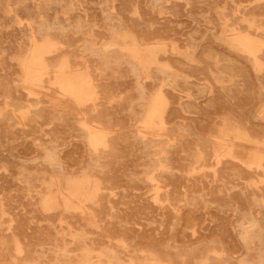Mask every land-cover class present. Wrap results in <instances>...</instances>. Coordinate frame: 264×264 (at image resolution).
Returning <instances> with one entry per match:
<instances>
[{
	"label": "rangeland",
	"instance_id": "rangeland-1",
	"mask_svg": "<svg viewBox=\"0 0 264 264\" xmlns=\"http://www.w3.org/2000/svg\"><path fill=\"white\" fill-rule=\"evenodd\" d=\"M262 40L264 0H0V264H264Z\"/></svg>",
	"mask_w": 264,
	"mask_h": 264
},
{
	"label": "bare ground",
	"instance_id": "bare-ground-1",
	"mask_svg": "<svg viewBox=\"0 0 264 264\" xmlns=\"http://www.w3.org/2000/svg\"><path fill=\"white\" fill-rule=\"evenodd\" d=\"M46 1V0H45ZM51 3H52V1H51ZM46 4H48V3H46ZM29 25V24H28ZM31 27V26H30ZM248 28V27H247ZM30 29V28H29ZM37 29H38V27H37ZM42 28H40V30H41ZM236 29V28H235ZM238 29V28H237ZM39 30V31H40ZM29 31V30H28ZM32 31V30H31ZM47 31V30H46ZM46 31H45V33H46ZM237 31V30H236ZM239 32V31H238ZM238 32H235V33H238ZM244 32V31H243ZM251 32V31H250ZM34 34V33H33ZM254 35V34H253ZM252 35V36H253ZM33 36H35V35H33ZM250 36H251V34H250ZM32 37V36H31ZM254 37H255V35H254ZM36 38V37H35ZM43 38V37H42ZM239 37H237L236 39L237 40H239L238 39ZM252 38V37H251ZM30 39H32V38H30ZM41 39V38H40ZM112 39H113V37H112ZM36 40V39H35ZM113 40H115V39H113ZM242 41H243V39H241ZM257 40V39H256ZM33 41H34V39H33ZM138 41V40H137ZM143 41V40H142ZM233 41V40H232ZM262 41H264V40H262ZM37 42V41H36ZM115 42V41H114ZM113 41H112V45H113V43H114ZM144 42V41H143ZM151 42H153V41H151ZM55 43V42H54ZM57 43V42H56ZM128 43V42H127ZM130 43V42H129ZM150 43V42H149ZM131 44V43H130ZM139 44V43H138ZM52 46H53V44H51ZM119 45H122V44H120V42H119ZM50 46V45H49ZM111 46V45H110ZM48 47V46H47ZM46 47V51H48V49L50 48H47ZM57 47V46H56ZM120 47V46H119ZM128 47V46H127ZM53 48L55 49V46H53ZM52 49V48H51ZM91 49V48H90ZM94 49H92V51H93ZM114 50V49H113ZM118 50V49H117ZM60 51V50H59ZM89 51H91V50H89ZM116 51V50H115ZM246 51V50H245ZM249 51V50H248ZM119 52V51H118ZM121 52V51H120ZM120 52H119V54H120ZM49 53L50 52H48V55H49ZM239 53V52H238ZM50 54H52V53H50ZM58 54H61L60 52L58 53ZM123 54V53H122ZM121 54V55H122ZM124 54H126V53H124ZM124 54H123V56H124ZM240 54V53H239ZM249 54H252V55H254L253 54V51H251ZM57 55V54H56ZM129 55V54H128ZM53 56V55H52ZM51 56V57H52ZM104 56V58L106 57V54L105 55H103ZM247 57H248V55H246ZM48 57H50V56H48ZM127 57V56H126ZM47 58V57H46ZM60 58H61V56H60ZM102 58V57H101ZM109 58V57H108ZM107 58V59H108ZM159 58V57H158ZM254 58V57H253ZM248 59V58H247ZM59 60V59H58ZM117 60V59H116ZM130 60H132V59H130ZM250 60V59H249ZM50 61V60H49ZM252 61H254L253 59L251 60V62ZM70 62V61H69ZM256 62V61H255ZM50 63V62H49ZM105 63V66L104 67H107L108 66V64H106V62H105V60H104V62H103V64ZM253 63V62H252ZM258 63L259 62H257V65H258ZM261 63V62H260ZM102 64V65H103ZM135 64V63H134ZM255 64V63H254ZM48 65H50V64H48ZM53 65V64H52ZM69 65H71V64H69ZM56 66H57V64H56ZM66 66H67V63H66ZM87 66V65H86ZM137 66V65H136ZM259 66V65H258ZM52 67V66H51ZM50 67V68H51ZM73 67V66H72ZM71 67V68H72ZM75 69V68H74ZM157 69H160V68H157ZM84 70V69H83ZM70 71V70H69ZM68 71V72H69ZM161 71V70H160ZM74 72V71H73ZM71 73V71H70V73L71 74H76V73ZM80 72H82V71H80ZM87 72V71H86ZM86 72H85V70H84V73L86 74ZM165 72V71H164ZM40 73V72H39ZM167 73H169V72H167ZM166 73V74H167ZM78 74H80V73H78ZM85 74L83 75L84 77H85ZM87 74H88V72H87ZM87 74H86V76H87ZM164 74V73H163ZM29 76H31V74L29 75ZM28 76V77H29ZM140 76V75H139ZM164 76V75H163ZM170 76H171V73L169 74V78H170ZM80 77V76H79ZM90 77H91V74H90ZM143 77V76H142ZM141 77V78H142ZM50 78H51V76H50ZM53 78V77H52ZM164 78V77H163ZM45 79V78H44ZM31 80V79H30ZM33 80H35V79H33ZM33 80L31 81V82H33ZM46 80V79H45ZM93 80V79H92ZM163 80V79H162ZM88 82H90V81H88ZM26 83V82H25ZM33 83H35V81L33 82ZM37 84H41L40 82H36ZM45 83V82H44ZM48 83V82H47ZM58 83L60 84L59 86H60V88L62 89V90H64V91H66L68 94H71V95H73V96H76L77 98L79 97V96H82V95H85V90H86V85L84 84V80L83 79H80V78H76L75 76H67V75H64V76H62L59 80H58ZM87 84V83H86ZM92 84V83H91ZM53 87H55V86H53ZM39 88V87H38ZM92 88V87H91ZM94 88V87H93ZM97 88V87H96ZM160 88V87H159ZM59 89V88H58ZM28 90V89H27ZM162 90V89H161ZM31 91V90H30ZM61 91V90H60ZM93 91V90H92ZM25 92H27V94H30V93H28V91H25ZM66 92H64V93H66ZM100 92V91H99ZM159 93V92H158ZM160 94V93H159ZM99 95V94H98ZM97 95V96H98ZM165 95V94H164ZM62 96V95H61ZM28 97H32V96H29L28 95ZM166 97V96H165ZM65 98V97H64ZM74 98V97H73ZM84 98V97H83ZM96 98H98V97H96ZM80 99V98H79ZM93 100H95V99H93ZM74 101H75V99H74ZM146 102H147V100H146ZM79 103H81L80 101H79ZM84 103V102H83ZM161 103V102H160ZM85 104H87V103H85ZM147 104V103H146ZM91 105V104H90ZM83 106V105H82ZM88 106V105H87ZM153 106H154V104H153ZM152 106V107H153ZM161 106V105H160ZM91 107V106H90ZM163 107V106H162ZM94 108H95V106H94ZM80 109V108H79ZM88 109V108H87ZM152 109V108H151ZM162 109V108H161ZM164 109V108H163ZM29 110V109H28ZM89 110H92V109H89ZM88 111V110H87ZM86 112V111H85ZM90 112L91 111H89V112H87V113H85V114H90ZM143 112V111H142ZM153 113H154V111H152ZM152 113V114H153ZM162 113H163V110H162ZM150 114H151V112H150ZM152 114H151V116L149 117L150 119H151V117H152ZM156 114H159V112L158 113H156ZM161 114V113H160ZM92 115H93V113H92ZM162 115V114H161ZM90 116V115H89ZM86 117V116H85ZM84 117V118H85ZM161 117V116H160ZM94 118V117H93ZM154 118V117H153ZM165 118V117H164ZM81 119V118H80ZM96 120H94V121H98L97 120V117L95 118ZM90 120V119H89ZM153 120V119H152ZM151 120V121H152ZM158 120V119H157ZM79 121H81V120H79ZM87 121H88V118H87ZM154 121H156L155 119L152 121V122H148V123H153ZM85 122H86V120H85ZM90 122H93L92 121V117H91V121ZM100 122V121H99ZM146 122V121H145ZM158 122H160V124L162 123V121H158ZM164 122V121H163ZM95 123V122H94ZM154 123H156V122H154ZM82 124V123H81ZM87 124V123H86ZM93 124V123H92ZM140 124V123H139ZM149 124V125H150ZM157 124H159V123H157ZM165 124V123H164ZM169 124V123H168ZM80 125V124H79ZM96 125H97V123H96ZM155 126H156V124H154ZM153 125V126H154ZM162 125V124H161ZM90 126V125H89ZM100 126V125H99ZM142 126H144V125H142ZM151 126V125H150ZM152 126V127H153ZM160 126V125H159ZM158 126V127H159ZM102 127H103V125H102ZM101 127V128H102ZM146 127H148V124H147V126ZM157 127V128H158ZM167 127V126H166ZM242 127V126H241ZM93 128V127H92ZM157 128H156V130H157ZM162 128H164L163 126H162ZM161 128V129H162ZM244 128V127H243ZM149 129H151L150 127H149ZM155 129V128H154ZM167 129H168V127H167ZM101 130V129H100ZM164 130H166V129H164ZM243 130V129H242ZM247 130V129H246ZM106 131H107V129H106ZM105 131V133H107ZM163 131V130H162ZM99 132H101V131H99ZM137 132V131H136ZM159 132V131H158ZM247 132V131H246ZM87 133V132H86ZM85 133V134H86ZM142 133V132H141ZM167 133V132H166ZM108 134V133H107ZM139 134V133H138ZM249 134V133H248ZM111 135V134H110ZM87 136V135H86ZM144 136H145V134H144ZM250 136V135H249ZM89 138H90V144H92L93 146H99V145H101V143L103 142V137H102V135L100 134V133H98V132H95V131H91L90 133H89V136H88ZM150 137V136H149ZM148 137V138H149ZM157 137V136H156ZM160 137V136H159ZM164 137V136H163ZM166 137V136H165ZM113 138V137H112ZM148 138H147V140H148ZM151 138V137H150ZM161 138V137H160ZM232 138V137H231ZM85 139V138H84ZM110 139V138H109ZM140 139V138H139ZM159 139V138H158ZM233 139V138H232ZM86 140V139H85ZM111 140H113V139H111ZM155 140H157V139H155ZM163 140V139H162ZM141 141H142V139H141ZM145 141V140H144ZM158 141H160V140H158ZM86 142V141H85ZM149 142H151V140L149 141ZM152 142H153V140H152ZM157 142V141H156ZM142 143V142H141ZM153 143H155V142H153ZM106 144V143H105ZM110 144V143H109ZM151 144V143H150ZM87 145H88V143H87ZM90 146V145H89ZM109 146V145H108ZM104 147H106V146H104ZM90 148V147H89ZM93 149H95V148H93ZM108 149V148H107ZM110 149H111V147H110ZM110 149H109V151H110ZM99 150H100V148H99ZM102 150V149H101ZM92 151V150H91ZM90 151V152H91ZM112 151V150H111ZM98 152H100V151H98ZM105 152H106V149H105ZM105 152H104V154H105ZM113 152V151H112ZM95 153V152H94ZM214 153V152H213ZM91 154V153H90ZM102 154V153H101ZM103 154V155H104ZM94 155V154H93ZM97 155V154H96ZM107 155V154H106ZM111 155V154H110ZM214 155V154H213ZM100 156V155H99ZM94 157H96V156H94ZM222 157V156H221ZM220 157V158H221ZM50 158V157H49ZM98 158V157H97ZM100 158H101V156H100ZM108 158H110V157H108ZM219 158V157H218ZM99 159V158H98ZM107 159V158H106ZM222 159V158H221ZM102 159H100V161H101ZM104 160H105V158H104ZM97 162V161H96ZM238 163V162H237ZM51 164V163H50ZM234 165V164H233ZM262 166H264V164H262ZM258 167V166H257ZM234 168V167H233ZM237 168V167H236ZM252 169H254V168H252ZM238 170V169H237ZM247 170V169H246ZM255 170V169H254ZM253 170V171H254ZM261 170H264V169H262L261 168ZM235 171H236V169H235ZM243 172V171H242ZM251 172V171H250ZM250 172H246V174H249ZM255 172V171H254ZM254 172H251V173H254ZM235 174H237L236 172H235ZM241 173H239V175H240ZM154 180V179H153ZM86 180H84V182H85ZM81 184L83 183V182H80ZM87 183V182H86ZM85 183V184H86ZM152 184V183H151ZM154 184H156L155 183V180H154ZM83 185V184H82ZM82 185H79L81 188H82V190H83V187H82ZM89 186H90V183H89ZM65 187V186H64ZM62 189V188H61ZM79 189V188H78ZM101 190H103V189H101ZM81 191V190H80ZM66 192V191H65ZM77 192H79L78 190H77ZM91 192V191H90ZM67 193V192H66ZM69 193V192H68ZM71 193V192H70ZM74 193V192H73ZM76 194V193H75ZM99 195H101V194H99ZM167 196V195H166ZM72 198H73V196H72ZM99 198H100V196H99ZM98 198V199H99ZM169 199V197L167 198V199H165V200H168ZM87 201V200H86ZM52 202V201H51ZM168 202H169V200H168ZM57 204V203H56ZM81 204V203H80ZM89 205V204H88ZM94 208V207H93ZM88 209H90V208H88ZM175 209V208H174ZM251 220V219H250ZM249 220V221H250ZM248 221V222H249ZM254 221V220H253ZM253 221H250L251 223L253 222ZM88 222V221H87ZM253 224H254V222H253ZM254 228H255V226H254ZM252 230H253V228H251ZM248 230V229H247ZM251 231V230H250ZM243 233V232H242ZM244 234V233H243ZM246 234H248V233H246ZM254 234H256V233H254ZM253 234V235H254ZM252 235V234H251ZM248 236V235H247ZM250 236V235H249ZM246 237V236H245ZM245 237H244V241H245ZM251 237H253V236H251ZM255 237L256 236H254V239H255ZM249 238V237H248ZM253 240V238H251V241ZM248 242V241H247ZM218 244H220L219 242H217ZM216 243V244H217ZM249 243V242H248ZM215 244V245H216ZM218 246V245H217ZM214 248H215V246H213ZM220 248H221V246H220ZM213 249V248H212ZM219 248L217 247V250H218ZM223 249V248H222ZM220 251V250H219ZM224 251V250H223ZM206 253H207V251H206ZM106 254V253H105ZM155 255V254H154ZM158 256V255H157ZM104 258V257H103ZM159 258H161V257H159ZM90 259V258H89ZM105 259V258H104ZM106 259H108V258H106ZM113 259V258H112ZM163 259V258H162ZM162 259H160V260H162ZM165 259V258H164ZM96 261V260H95ZM104 261V260H103ZM110 261H112V260H110ZM109 261V262H110ZM118 261V260H117ZM107 262V261H106ZM113 262H115V261H113ZM261 262V261H260ZM100 263V262H99ZM103 263V262H102ZM86 264H88V262L86 263ZM103 264H106L105 262L103 263ZM115 264V263H114ZM133 264V263H132ZM166 264H167V262H166ZM183 264V263H182ZM260 264H262V262L260 263Z\"/></svg>",
	"mask_w": 264,
	"mask_h": 264
}]
</instances>
